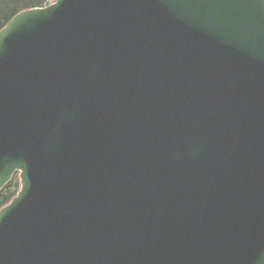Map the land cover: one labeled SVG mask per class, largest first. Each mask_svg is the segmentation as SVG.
<instances>
[{
	"label": "water",
	"instance_id": "95a60500",
	"mask_svg": "<svg viewBox=\"0 0 264 264\" xmlns=\"http://www.w3.org/2000/svg\"><path fill=\"white\" fill-rule=\"evenodd\" d=\"M0 264H264V0H56L0 30Z\"/></svg>",
	"mask_w": 264,
	"mask_h": 264
},
{
	"label": "trees",
	"instance_id": "16d2710c",
	"mask_svg": "<svg viewBox=\"0 0 264 264\" xmlns=\"http://www.w3.org/2000/svg\"><path fill=\"white\" fill-rule=\"evenodd\" d=\"M52 0H0V29L19 11L43 6ZM18 188L17 179L13 178L3 190L0 191V207L7 203Z\"/></svg>",
	"mask_w": 264,
	"mask_h": 264
}]
</instances>
